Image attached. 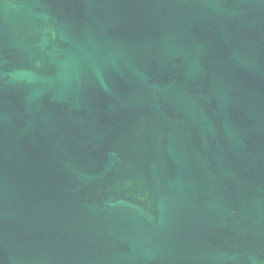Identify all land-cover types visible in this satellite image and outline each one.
<instances>
[{"label":"water","instance_id":"95a60500","mask_svg":"<svg viewBox=\"0 0 264 264\" xmlns=\"http://www.w3.org/2000/svg\"><path fill=\"white\" fill-rule=\"evenodd\" d=\"M0 264H264V0H0Z\"/></svg>","mask_w":264,"mask_h":264}]
</instances>
